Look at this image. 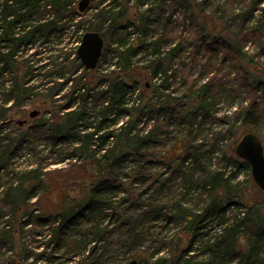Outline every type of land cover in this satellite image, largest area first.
<instances>
[{"label": "trees", "instance_id": "obj_1", "mask_svg": "<svg viewBox=\"0 0 264 264\" xmlns=\"http://www.w3.org/2000/svg\"><path fill=\"white\" fill-rule=\"evenodd\" d=\"M107 1L89 16L80 11L79 0H0V129L9 109L19 113L39 88L52 96L58 86L57 91L72 92L48 122L14 138L0 136V175L16 154L39 153L38 140L44 139L56 153L52 164L65 162L71 151L70 157L83 160L80 167L90 181L73 197L52 181L46 187L42 164L18 175L12 188L18 199L0 204V219L9 217L0 228V243L14 244L19 258L32 264H63L48 251L56 240L67 246V255L72 250L85 255L92 244L89 258L75 264L102 263L104 243L128 252L136 247L137 260L148 253L151 264H264V197L246 200L234 187L250 164L234 151L217 157L214 166L213 151L195 134L224 100L229 110L215 117L227 126L211 136L212 148L227 137L238 139L242 129V136L263 131L264 137V71L261 66L253 71L244 60L249 40L264 50V0L200 2L201 11L209 7L202 24L196 22L208 59L207 70L194 78L179 68L187 38L177 42L169 28L161 8L166 0L130 16L128 8L117 10L118 3L102 6ZM133 1L138 9L149 3ZM181 1L184 14L195 12L193 0ZM173 5V11L181 8ZM156 9L161 12L154 18ZM93 18L106 30L98 67L108 71L101 79L89 76L98 67L86 69L77 55L85 32L103 35L102 28L92 29ZM214 18L226 34L211 32ZM141 53L146 59H137ZM143 83L147 90L137 95ZM12 98L13 106L5 107ZM173 131L181 136L168 146ZM160 220L180 227L170 242L158 237L156 244L153 225ZM165 249L173 254L158 256Z\"/></svg>", "mask_w": 264, "mask_h": 264}, {"label": "rangeland", "instance_id": "obj_2", "mask_svg": "<svg viewBox=\"0 0 264 264\" xmlns=\"http://www.w3.org/2000/svg\"><path fill=\"white\" fill-rule=\"evenodd\" d=\"M81 0H79L80 2ZM115 0H108L107 3H105L102 6H106L108 3H118L121 6V9H117V10H123L121 11V13L125 12V9L128 8V13L127 15L130 16L133 12H136L138 10V12H140L141 10H144L145 8H147L148 6H153V7H158L159 1L160 0H149L148 5H144L141 9H138L136 7V1L133 0H118L116 2H114ZM176 2H178L179 7H181L178 10H174L173 11V4ZM202 0H193L190 1L193 6H195V12H186L184 14V6L182 5V1L181 0H166L165 3H163V6L161 8L163 14L165 15L164 18L170 20V26L169 28H171L173 30V35H175L177 38V42L187 38V49L184 51H182V53H180V57L178 60L179 63V68L182 70L184 69V72H187V75H189V77L194 78L197 77L199 75H201L202 71L207 70L204 68V63H206L208 57L205 56V51L204 48L202 46V35H204V33L199 34L198 32H200V28L201 26L196 25V22L198 21L200 24H202L203 22V16L208 13L209 11V7L207 9V7L205 8V10L201 11L200 9V2ZM78 2V3H79ZM101 2V0H91L90 4L88 5V7L86 8L87 10V14L89 16H93V13L97 12L100 9H97V6H99V3ZM198 5V7H197ZM156 15L154 14V18L158 17L157 14H159L160 9H156ZM173 11V12H172ZM258 15V13L256 12V16ZM88 16V17H89ZM171 16V17H170ZM193 17L195 20H193ZM198 18V20H196ZM192 19V20H191ZM211 22V26L214 28L211 32L213 34H215L216 36H218L219 34H226L227 30H223V27H225L224 24L220 23V20H218L217 18L212 19ZM225 21V20H224ZM93 22L95 25H93L92 29H96L97 28H102L103 29V36L105 38V27H101V23L99 22V19L93 18ZM156 28V24L155 25H151V29L155 30ZM198 30V31H197ZM157 32L160 34V31L158 28H156L155 31V37L157 36ZM102 33V32H101ZM109 37V35H108ZM189 38V39H188ZM75 42H71L69 43V50H67L66 52H69L71 47L74 45ZM174 44H172L173 46ZM67 48V49H68ZM106 47H104L105 49ZM244 52L247 54V56L244 57L245 62H247V64L249 66H251V68L253 69V71L257 70V66H261V70L264 71V50L261 51L260 48H257V45L255 42L253 41H248L245 45V49ZM32 53V51H29V54ZM25 52L22 54L24 55ZM29 54L25 55L28 56ZM146 55L144 53H141L137 59H142L145 58ZM71 57H69V59H71ZM22 59V57H20V60ZM146 59V58H145ZM256 68V70H255ZM179 69V70H180ZM108 70L105 69V65H100L98 67V70L92 73H89V76H94L98 79L103 78V75L107 73ZM22 73V70H21ZM19 73V74H21ZM78 74H80V72H78ZM183 74V73H182ZM234 75L231 74V76L227 77V78H232ZM7 77L10 76V74L6 75ZM20 76V75H19ZM204 78H206L207 76H209L208 73H204ZM178 78H182L181 74L178 76ZM98 80L94 81L97 82ZM147 82L150 84V82H152V80L150 79V77L148 78ZM100 83V81H99ZM158 83V82H157ZM32 84H37V82H34ZM60 85V84H59ZM60 86H58L59 88ZM56 88L55 90H51L54 91L55 95H50V91L46 88L44 89H38L36 91L33 92L34 98L30 99V101L24 102L22 104V107H20V112L16 113L15 109H12L10 107L13 106L14 104V99H10L7 103V105H5V107L10 108L9 111L7 112L6 115V119H11L13 118V120H15L14 123H12L11 125H6L3 128L4 129H0V136L3 137H7L9 136L10 138H14L16 137L18 134H21L22 132H28L30 129L34 128L35 126H39L40 123L42 121H47L51 120L52 118V111L57 110L58 107L64 106L70 99V96L72 94L71 90L68 89V87H64L63 89H59L57 91ZM141 91L137 92V95H142L144 93V91H146V87H144V83L141 86ZM152 90V89H150ZM57 91V92H56ZM165 93H167V91H165ZM143 96V95H142ZM241 97H239L238 101L240 102ZM216 108L218 109V112L215 113V115L217 116H221L225 111L229 110V105L227 103V101H221ZM34 110H39V114L31 117L30 113ZM215 110V109H214ZM215 115L209 117L202 125L201 127L196 131V135H197V142H202L204 143V148L208 149V150H212L213 154L211 152H209L211 154V156L213 157V164L214 166L217 165L218 159L217 157H220L222 154H228L231 155V153L234 151H236V146L238 144V142L242 139V135L245 133L246 130L242 129L240 134H239V138L237 139L236 137H231V138H225L224 140L220 141L221 142V147H213L211 140V136L215 135L216 132L220 131V130H224V127L227 126L226 124H223L222 122H220ZM27 120L25 124L23 125H19L17 123L18 120ZM142 125H147V124H142ZM147 127V126H146ZM148 129V127H147ZM251 130V129H250ZM254 131V129L252 130ZM257 132V131H256ZM259 134H257L263 144H264V137H263V131L262 132H257ZM180 132H176L173 131L169 137H167V139L169 138V145L171 146L172 143H174L175 139H177V136H181L179 135ZM179 138V137H178ZM221 138V137H220ZM241 138V139H240ZM240 139V140H239ZM39 145L36 151L39 150V153H36L35 151H29L27 154H16V158L11 160V163L9 165V168H4L2 169V174L0 175V204L3 203H7L10 199H16V194H13V187H16L18 182L20 181V177L18 175H21L24 171L26 172H30L31 169L33 168H37V166L39 167L40 164H42L44 166V169L47 172V176L43 175L42 177L45 180V185L47 187V185H50V182H54L56 185L58 184V186L61 188L66 189V192L70 193V195H72L73 197H80L82 194V189L86 188L87 184L90 182L87 175L88 172L86 171V169H82L80 167V164H83V160H81V158H72L70 157L71 151L65 153L66 158H68L65 162L62 163H58V164H52V160H53V156L56 155V153H51L49 151V145H47L48 147L46 148V141H44V139H40L38 140ZM37 142V144H38ZM171 144V145H170ZM163 145V144H162ZM160 145L159 149L165 151L164 146ZM65 150V148H64ZM168 150V149H166ZM223 150V151H222ZM42 158V159H41ZM82 169V170H81ZM228 172L232 173L234 172L235 168L233 166L228 165ZM44 172V171H43ZM17 173V175H16ZM239 184H238V182ZM51 182V183H52ZM83 182H86V185H82ZM237 184L234 185V187L237 189V191H239V195L242 197H245V199H255V197H264L263 193H262V189L260 188V186L256 183V181L254 180L252 171H247V170H241L239 172V175L237 177L236 180ZM235 184V183H234ZM145 186V185H144ZM143 186H140V189H142ZM9 191V196H7V192ZM264 192V191H263ZM11 193L13 195H11ZM15 196V197H14ZM116 198H118L120 195L117 194L115 195ZM7 197V198H5ZM9 197V198H8ZM14 197V198H13ZM3 198H5L3 200ZM115 198V197H114ZM115 198V199H116ZM18 199V198H17ZM20 200L22 199V195L19 198ZM36 199V198H35ZM33 199V200H35ZM32 200V201H33ZM88 214V213H86ZM104 214L101 216L103 218ZM9 217L8 216H4L1 217L0 219V228H3L5 225H7L8 222H6ZM106 220H108V216L105 217ZM108 218V219H107ZM83 219L88 220L89 218L86 216H84ZM107 222V221H105ZM153 231H154V237L157 240L156 244H159V239L158 237H164L166 240H168L169 242L171 241V239H173L174 237H177L178 234V229L180 226H178L176 223H166L165 221H156L155 224L153 225ZM158 232V233H157ZM23 233V232H21ZM157 233V235H156ZM27 240H30L32 237H27ZM45 240V239H43ZM186 240V239H185ZM187 241V240H186ZM105 247L104 249L101 251V260L102 263L100 264H127L130 260L132 259H137L136 258V253L138 251V248H134L132 251L128 252L126 251V249H122L120 245H116L113 247V249L110 247L111 245L109 243H104ZM92 244H89L87 251L85 252V255H83L82 253H79L78 251H73L71 253H69L67 255V251L65 247H67L66 245L61 246V244H58V241H54L50 248L48 249L49 252H53L56 256H57V261L58 262H63V264H75L77 261H81L83 259V257L85 258H89L88 255H90V249L89 247H91ZM42 248V247H41ZM18 248L15 247L14 244H9V243H0V262L2 263H7V262H17V263H22V264H32L31 262L33 261L32 259H28V260H22L21 258H19L18 256ZM43 249H38L36 251H41ZM173 252V251H172ZM48 253V252H47ZM171 250L170 252L165 249V250H161V253H159L158 256H170ZM173 254V253H171ZM47 256V255H46ZM99 256V255H98ZM149 254L144 253L141 261H138L139 264H151L150 259H148ZM36 264H44V261H39ZM81 264V263H79ZM84 264V263H83Z\"/></svg>", "mask_w": 264, "mask_h": 264}, {"label": "water", "instance_id": "obj_3", "mask_svg": "<svg viewBox=\"0 0 264 264\" xmlns=\"http://www.w3.org/2000/svg\"><path fill=\"white\" fill-rule=\"evenodd\" d=\"M91 0H81L80 11L86 10ZM105 45L104 36L98 31H87L83 34L82 41L77 50V55L82 65L86 69H96L102 57ZM39 114V110L30 113L31 117ZM25 120H18L19 125L26 123ZM236 153L247 161L251 166V171L256 183L264 190V144L261 138L255 133H247L238 142ZM0 264H22L17 262H7ZM127 264H139L137 259L130 260Z\"/></svg>", "mask_w": 264, "mask_h": 264}, {"label": "flooded vegetation", "instance_id": "obj_4", "mask_svg": "<svg viewBox=\"0 0 264 264\" xmlns=\"http://www.w3.org/2000/svg\"><path fill=\"white\" fill-rule=\"evenodd\" d=\"M3 124H2V127H4V126H6V125H11L12 123H14L15 122V120H13V118H11V119H6V120H3Z\"/></svg>", "mask_w": 264, "mask_h": 264}]
</instances>
